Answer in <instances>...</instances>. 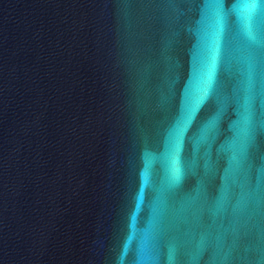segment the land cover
<instances>
[{
	"label": "water",
	"instance_id": "obj_1",
	"mask_svg": "<svg viewBox=\"0 0 264 264\" xmlns=\"http://www.w3.org/2000/svg\"><path fill=\"white\" fill-rule=\"evenodd\" d=\"M238 2L221 25L216 0H0V264L167 261L175 241L182 264H264V74L249 99Z\"/></svg>",
	"mask_w": 264,
	"mask_h": 264
},
{
	"label": "snow or ice",
	"instance_id": "obj_2",
	"mask_svg": "<svg viewBox=\"0 0 264 264\" xmlns=\"http://www.w3.org/2000/svg\"><path fill=\"white\" fill-rule=\"evenodd\" d=\"M216 6L221 9L220 14V23L223 25L225 23V17L223 14L222 6L219 3V0H216ZM237 9L247 10L246 16L238 15V23L241 26V34L248 48V58L246 61L245 68V83L246 91L248 93L249 99L255 92L256 84L259 81L262 74H264V0H239L236 5ZM214 64V60L212 61ZM212 82L211 68L206 74L205 87L201 90L199 96L190 100L188 108L186 111L185 119L183 121L184 126H187L196 113L198 106L209 94L210 86ZM181 150L182 142L178 141L175 149V156L172 162V170L174 175V183L167 190L168 195H164L162 192L160 199V222L162 223L164 214L167 210L168 197L170 194L174 193L175 187L179 186L183 176H184V167L181 159ZM201 198L206 199L208 196V187L203 183L198 188ZM191 195V193H188ZM248 207V199L244 198L237 205L236 215L232 218V224L234 225L233 231L235 233L236 240L242 242L248 235V230L245 227V224L242 223V216L244 215ZM207 211L206 204L201 207L200 211V220L202 221L204 215ZM175 241V237H171ZM170 237L163 231L162 228H159L151 234L148 239V244L150 248L157 246L167 249L169 244ZM182 245L179 241H175V251L170 259L165 261L164 259H152L149 262L141 261L136 259L134 264H182L180 259V252ZM207 255L206 250L202 251L201 257L194 261L193 264H200V261L203 260V257ZM206 264H236V261L232 259L225 258L222 262H217L215 260L207 261Z\"/></svg>",
	"mask_w": 264,
	"mask_h": 264
}]
</instances>
